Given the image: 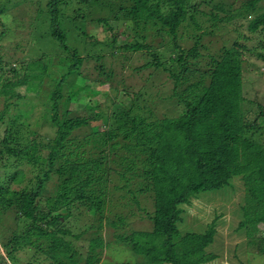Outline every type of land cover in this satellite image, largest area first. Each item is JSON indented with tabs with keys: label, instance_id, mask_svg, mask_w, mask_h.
<instances>
[{
	"label": "trees",
	"instance_id": "1",
	"mask_svg": "<svg viewBox=\"0 0 264 264\" xmlns=\"http://www.w3.org/2000/svg\"><path fill=\"white\" fill-rule=\"evenodd\" d=\"M3 1L0 2L1 13ZM40 1L31 0L30 3L38 6V15L25 23L24 42L14 45L23 53L26 40L29 42L31 38L35 42L46 32L44 39L51 43V49L62 50L70 57L50 98L55 101L61 95L63 83L67 84L69 92L62 95V112L59 115L54 112L49 117L56 128L49 142L33 147L22 143L9 146L7 138L0 142V164L15 166L8 174L10 180L0 184V221L1 215H6L13 206L22 213L21 221L28 220L25 228L19 234L10 235L7 241L0 227V249L6 258L18 264L14 252L22 246L33 250L32 259L42 255L50 264H127L128 261L112 262L103 258L109 245L122 243L134 255L142 256L140 260L146 264H204L211 260L212 255L205 248L216 241L220 224L228 225L227 245L234 240L233 251L243 253L245 244L238 238L253 236L259 224L264 225V108H258L253 118L247 115L240 72L243 52L239 48L243 46L235 41L216 58L199 51V36H195V45L181 50L176 61L169 60L180 65L179 73H172L176 77L172 93L176 96L172 95L176 97L174 103L181 107L175 116L157 118L154 101L147 102L141 93L133 92L129 107L121 105L114 101L116 96H101L91 89L93 80L79 69L93 58L99 62L93 64L98 77L108 79L114 75L113 69L102 62L105 46H99L96 40L89 41L87 34V20L113 29L108 19L100 16V10L106 5L109 7L111 0H47L46 16L38 19L44 12ZM124 1L119 3L115 14L132 20L133 30L142 22L143 29L157 27L172 38H190L188 30L200 28L197 15L206 14L198 10L199 4L191 5V0H128L131 2L127 9L122 6ZM82 5L84 9L80 8ZM234 8V0H215L208 14L212 21L223 22L236 15L233 13L238 8ZM250 9L254 14L248 21V31L264 29V12L258 13V7ZM68 10H71L70 17L65 13ZM240 10L241 7L237 15H244ZM220 12L226 15L220 16ZM37 20L39 25L34 32L31 27ZM86 39L88 50L94 52L82 56L75 42L83 47ZM115 40L114 37L106 43L111 53ZM143 46L147 48L134 42L123 48L136 50ZM43 57L18 62V70L11 66L10 70L16 75L23 69L22 75L16 80L2 81L0 56V95L7 99L19 98L43 86L50 56L46 60ZM201 57L208 58L205 65L210 69L183 88L181 92L186 95H181L178 92L181 73L196 71L194 67L203 59L200 60ZM257 57L264 61V53H258ZM153 59L154 62L148 61L144 66H162L164 71L169 70L155 55ZM23 84L27 87H21ZM139 100L145 104L140 106ZM79 103L84 104L79 110L87 115L74 114ZM55 107L53 102L54 110ZM2 117L0 113V120ZM100 117L108 123V126L104 123V130L83 133L81 141L72 145V149L68 147L66 137L88 126V119ZM16 137L11 138L15 141ZM25 164L30 167L24 169ZM51 180L56 187L54 194L44 196ZM10 182H20L23 186L10 188ZM237 182L241 189L235 186ZM231 187L233 192L229 191ZM224 189L229 193L219 197L218 191ZM118 191H123L121 196L124 197L131 195L136 209L152 221L150 230L130 229L128 234L119 230L129 225L133 209L125 215L113 212L118 205ZM237 192L240 199L233 202L232 207L214 206L209 213L202 212L200 207L204 201L220 198L230 201ZM144 202L152 205L151 212ZM208 216L211 219L203 224ZM86 219L90 223L84 229L82 224ZM78 221L82 226L74 233L71 225H77ZM110 228L113 229L111 234L107 231Z\"/></svg>",
	"mask_w": 264,
	"mask_h": 264
},
{
	"label": "rangeland",
	"instance_id": "2",
	"mask_svg": "<svg viewBox=\"0 0 264 264\" xmlns=\"http://www.w3.org/2000/svg\"><path fill=\"white\" fill-rule=\"evenodd\" d=\"M1 1L3 0H0V2ZM122 1L123 0H111L109 7L106 5L100 10V16L108 19L110 25L113 26L112 30L108 29L104 24L98 22L91 23L92 20H87V34L90 37L89 41L96 40L97 43L100 44L99 46H105L103 47L105 54L102 57V62L105 63L106 67L110 66L114 71V75L110 76V78L101 79L97 76V71L93 66V64L99 63L97 60L91 58L81 64L79 69L94 82L91 89L97 93H101V96H116L114 101L119 102L121 105H126V107H129V102L132 100V93L134 92L136 94V92H139L143 95V98L147 99V102L154 101L156 103L153 108L155 109L157 118H161L163 115L175 116L181 106L174 103L176 95L172 92L176 77L173 76L172 73H174V75L178 74L180 65L179 63L174 65L169 60L173 58L176 61L177 54L180 53L181 50L188 49L195 45V36H199V51L203 54L210 53L216 58L220 56L223 49L232 47L235 41L243 46L239 48L240 51L243 52L240 58V72L242 77V95L245 100L244 106L247 115L253 118L258 108H264V61L257 57L258 53H264V29L260 27V29L255 32H249L247 29L248 21L252 19L254 14L251 12L252 10L250 8L258 7V13L264 12V0H247L245 3H243L244 0H234L235 8L239 10V7H241L240 11L245 14L237 15V10L233 13L236 15L231 20L223 22L221 20L212 21L208 14V11L211 9V4L214 3L215 0H191V5L195 3L199 4L198 10L206 14L197 15L198 17L200 16V28L188 30L190 38H172L164 30H159L157 27L149 28L148 26V29H143L142 22H140L141 24H139L138 29L133 30L134 24L132 20L115 14L119 10V3ZM30 2L31 0L3 1V13L0 12V32L3 30L0 38V56L3 59L2 81L16 80L22 75L23 69H19L17 75L10 70L11 66L18 70V65H16L18 62L26 63L34 57H43V55H45L43 58L46 60L47 57L50 56L49 63H47L49 65L48 70L42 80L43 86L37 87V93L29 91L19 98L14 97L10 99L5 98L4 95H0V113H3V117L0 120V142L4 138H7L8 140L6 141L9 146L22 143V145L27 144L33 147L38 143L42 144L49 142L51 138L55 136L56 131L49 117L54 112L58 115L62 112V101L64 99L62 95L69 92L67 84L63 83L60 89L61 95L55 101L50 98L51 92L56 87L57 80L60 79L66 71L67 63L69 62L67 59L70 57L67 56L68 53L62 50L56 51L51 49V43H48L49 41L44 39L46 37L44 33L46 32L41 34L35 42L31 38H29V42L26 40L23 53L14 45L15 43L21 44L24 42L23 40L26 39L25 37L27 36L25 32L26 28H24L25 23H27V20L29 21V18L34 20L36 15H38L39 11H36L38 6ZM46 2L47 0H41L39 3L40 7H44V12L38 16V19L46 16ZM130 2L125 0L122 5L123 8L125 7L127 9ZM80 8L84 9L85 7L82 5ZM65 13L67 17L71 16L69 15L71 10ZM219 15L224 16L226 14L220 12ZM37 25H39L38 20L34 22V25L31 27L32 31H37ZM144 35H146V37H143ZM71 37L72 35L69 36V38ZM114 37L116 39L113 42L114 51L111 53L106 43H109ZM134 42H140L145 46L147 45V48L144 46L136 50H126L123 48L125 44H132ZM75 43L82 56L87 52L90 54L94 52L92 49L88 50L89 42L87 39L83 47L78 45V41ZM148 45H150V48H148ZM153 55H155L160 63L169 70L164 71L162 66L158 68L152 66L145 67L144 65L148 61L154 62ZM202 58L203 57H201L200 60ZM207 60L208 58H203L200 63L194 67L196 71L194 70V72H191L187 70V72L181 73V78L179 77L180 83L178 84V92L181 95H186L181 92L183 88L197 81L198 75L205 74L203 72L210 69L209 66L205 65V61ZM169 71L172 76H170ZM21 87L27 86L23 84ZM126 92L130 94H126ZM53 102L56 106L55 110L52 108ZM143 104H145V102L139 100V105L142 106ZM83 105V103H79L78 108L74 110V114L87 115L82 110H79ZM88 121V126L83 127L81 130H74L72 135L66 137L65 141L68 147L71 148L72 145H76L77 142L81 141L83 133L89 131H102L106 128L105 125L108 126L107 121L105 122L102 117L98 119H88ZM7 131L11 132L12 136L8 137L9 132ZM14 131L17 132L13 133ZM11 137H16V140L13 141ZM45 151L46 150L43 151L44 154L46 153ZM29 167L30 166L26 164L24 165V169H28ZM14 168L15 166H2L0 164V184L4 182L7 183V181L10 180L8 174L13 171ZM47 185V190L43 192L44 196L52 195V193L54 194L56 189L52 180L49 181ZM20 186H23L20 182H10L8 184V187L14 189H18ZM235 186L241 189L240 182H237ZM232 189L233 187H231L229 191L233 192L234 190ZM226 190L227 189L218 191V193H221L219 197L225 195L226 192L227 195L229 191ZM123 191L125 192V188ZM123 191L116 192L118 205L113 208V212L117 215H125L129 213L130 209L133 210L129 215V225L119 230L125 231L126 234L130 232V229L150 230L152 228V221L143 216V211H138L136 209V205L130 197L131 195L125 197L121 196ZM238 198L240 199L239 192L234 194L230 201L227 199L224 200V198H220L218 201L210 200V202L206 200L204 201L205 204H201L202 206L200 208L203 209L202 212L208 213L214 206L217 208L226 206L228 209L232 207L233 202L236 203V201H238ZM143 205L147 207L148 212L152 211L153 207L149 202H144ZM191 211H193V208H191ZM6 213V215H1L0 221L1 233L4 236V241H7V238L12 234H19V232L25 228L28 221L27 219L24 222L20 220H23V216L16 206L7 210ZM141 215L143 216L142 218H140ZM112 218L113 217H111V219ZM225 218H227L226 220L229 218L227 210L225 212ZM69 219L70 222L73 223L74 218L71 216ZM210 219L211 216H208L207 220L202 221V223H208ZM76 223L77 225H74L75 227L71 225V229L74 233L78 232L82 225L83 228L86 229L90 220H84L82 225H80L82 222L78 221ZM193 226L194 225H192V227ZM181 229L185 230L184 227ZM112 230L113 229L110 228L107 231L111 234ZM228 230V225L220 224L217 226L218 234L216 235V241L205 248V251L212 255L211 260L204 264H264L263 224H259L258 231L255 235L247 237L241 236L238 238L239 241H244L245 250L243 253L240 251H233L232 245L234 240L231 241L232 244L229 246L227 245ZM85 245V242H83L84 247H86ZM19 249L21 250L14 252V257H16L18 264H50V260L44 258L42 255L40 256L46 259V261L40 256L39 258L32 259L30 256L33 254V250L28 251L25 247L22 248V246ZM1 251V264H13L12 261L6 258V254L3 250ZM104 257L105 259L107 257L108 260L112 262L128 261L127 264H146L143 260H140L142 256L134 255L129 247L122 243L109 245L108 252L103 254V258ZM64 264H70V262Z\"/></svg>",
	"mask_w": 264,
	"mask_h": 264
}]
</instances>
